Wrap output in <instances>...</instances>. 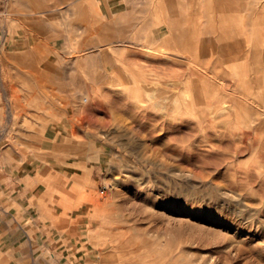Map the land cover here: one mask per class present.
Listing matches in <instances>:
<instances>
[{"label": "rangeland", "instance_id": "rangeland-1", "mask_svg": "<svg viewBox=\"0 0 264 264\" xmlns=\"http://www.w3.org/2000/svg\"><path fill=\"white\" fill-rule=\"evenodd\" d=\"M72 1L0 0V39L43 41L61 72V89L39 99L37 156L55 174L42 187L52 201L43 223L58 228L48 237L63 245L58 258L264 264V0H237L230 13L211 9L217 0H173L172 11L162 10L167 0L113 2V14ZM174 15L192 50L163 44ZM230 29L235 40L222 53L216 38Z\"/></svg>", "mask_w": 264, "mask_h": 264}, {"label": "crops", "instance_id": "crops-1", "mask_svg": "<svg viewBox=\"0 0 264 264\" xmlns=\"http://www.w3.org/2000/svg\"><path fill=\"white\" fill-rule=\"evenodd\" d=\"M130 1L146 0H73L69 3H104L113 14L116 12L113 2ZM55 3L63 6L66 0H31L28 5L19 0L16 8L47 7ZM45 42L51 46L48 52L53 53V41ZM44 44L27 36L0 39V99L4 101L0 102V264H66L58 258L60 254L65 257L63 245L48 238L58 235V228L49 230L43 223L49 221L44 205L52 201H47L42 187L46 180L52 182L55 174L45 169L42 159L37 157L42 151V143L38 142L42 139L39 99H45L41 93L61 89L54 81L55 74L61 72L54 69L52 55L46 57ZM27 141L34 148L27 149L24 143ZM23 219L31 228L23 227L20 223Z\"/></svg>", "mask_w": 264, "mask_h": 264}, {"label": "bare ground", "instance_id": "bare-ground-1", "mask_svg": "<svg viewBox=\"0 0 264 264\" xmlns=\"http://www.w3.org/2000/svg\"><path fill=\"white\" fill-rule=\"evenodd\" d=\"M215 4H214V7L213 6H209L211 9H213V8H215V6H217V8H219V10L220 11H222V9H223V11H228L229 13H230V11L231 10H233L232 9V7H235V5H237L238 4V1L237 0H217V1H213ZM175 3V2H174ZM167 4H168V6H167ZM167 4H165V3H163V4H161L162 5V10L164 9V10H166L167 8H171V4H173V0H167ZM243 4V3H242ZM243 6V5H242ZM242 6H240V7H242ZM238 7H236V9H237ZM244 8V7H243ZM239 9V8H238ZM151 10V9H150ZM171 10V9H170ZM178 10V9H177ZM241 10V9H240ZM244 10V9H243ZM172 11V10H171ZM242 11V10H241ZM240 11V12H241ZM217 12H218V10H217ZM239 12V13H240ZM178 13V12H177ZM219 13H221V12H219ZM222 13H224V12H222ZM242 14H243V11H242ZM179 15V14H178ZM176 15H174V16H171L170 18H169V25H168V29L170 30V31H173V34H171V36H169V37H167V38H165V39H163L164 41H163V44H171L172 46L171 47H168V49H181L180 47L182 46L183 48H182V51H183V49L184 48H186V49H188V50H192V49H190V47H189V44H190V37H189V34L191 35V33H190V31L189 30H187L186 29V27H181V26H178L177 25V23L174 21V17H175ZM180 16H182V15H180ZM184 16V15H183ZM243 16H244V14H243ZM245 16H246V14H245ZM177 19V18H176ZM243 19V18H242ZM251 19V18H250ZM185 20H189V18L187 17V18H185ZM218 21H219V19H218ZM243 21V20H242ZM219 23V22H218ZM217 23V24H218ZM245 23H243V25H244ZM176 28H178L179 29V31H177V29ZM232 28V27H231ZM224 29V28H223ZM175 30H176V33H175ZM232 31V32H231ZM233 29H230V30H228L227 32H225V31H223L222 33H218L219 35H217L218 36V38H216V35H215V38H216V41L217 42H221V52L222 53H225V51L226 50H228L229 48H231L232 46L231 45H233V43H230V42H233V40H235V35H234V33H233ZM219 32H220V30H219ZM239 32V31H238ZM259 33V32H258ZM259 35V34H258ZM247 36V35H246ZM255 36V35H254ZM248 37V36H247ZM241 38H244V37H241ZM240 38V39H241ZM264 39V38H263ZM191 41H192V37H191ZM241 42V41H240ZM240 42H238V44L240 43ZM236 44V43H235ZM237 44V45H238ZM248 44V43H247ZM260 44V43H259ZM165 45V46H166ZM220 45V44H219ZM239 47H241V45H238ZM167 47V46H166ZM235 47V46H234ZM251 47V46H250ZM264 47V46H263ZM145 48H147V47H145ZM219 48V47H218ZM242 48V47H241ZM152 49V48H151ZM154 49V48H153ZM152 49V50H153ZM163 49H164V47H163ZM167 49V50H168ZM251 49V48H250ZM253 49V48H252ZM149 50H150V48H149ZM159 51V50H158ZM170 51V50H169ZM174 51V50H173ZM253 51H255V52H253ZM253 53H254V56H255V59L260 55V53L258 52V51H256V49L254 50L253 49ZM164 52H165V50H164ZM172 52V51H171ZM179 52V51H178ZM233 52H236L237 54H245L244 52H241V50H240V48L237 50V48L235 47V50H233ZM151 53V52H150ZM153 53H154V50H153ZM166 53V52H165ZM250 53H251V50H250ZM165 55V54H164ZM172 56V55H171ZM187 56H188V54H187ZM262 57V56H261ZM260 56H259V58H261ZM147 58V57H146ZM168 58H172V57H168ZM189 58V57H188ZM158 59V58H157ZM190 59V58H189ZM193 59V58H192ZM263 59V58H262ZM159 60V59H158ZM162 60H163V58H162ZM167 60V59H166ZM251 60H253V59H251ZM258 60L259 59H257L256 61H255V65H257L259 62H258ZM156 61V60H155ZM154 61V62H155ZM194 61V60H193ZM248 61H249V59H248ZM158 62V61H157ZM195 62V61H194ZM256 62H258L257 64H256ZM152 61H151V68H152ZM150 64V63H149ZM157 64V63H156ZM245 64V63H244ZM136 65V67H138L137 66V64H135ZM192 65V64H191ZM196 65V64H195ZM249 65V64H248ZM162 67H163V63H162V65H161ZM166 66V65H165ZM164 66V67H165ZM250 66H252V64L250 63ZM260 66V65H259ZM133 67V66H132ZM135 67V66H134ZM198 67V66H197ZM247 67V66H246ZM249 67V66H248ZM247 67V68H248ZM256 67V66H255ZM140 68V67H139ZM141 69V68H140ZM146 69V68H145ZM156 70H157V67L155 68ZM172 69V68H171ZM142 70V69H141ZM150 70V69H149ZM159 70V69H158ZM151 71V70H150ZM149 71V72H150ZM154 71V70H153ZM152 71V72H153ZM149 72H148V74H149ZM151 73V72H150ZM156 73V72H155ZM146 74H147V72H146ZM152 74V73H151ZM157 74V73H156ZM174 75V73H171V75ZM155 75V74H154ZM158 75V74H157ZM157 75H155V76H157ZM168 75V74H167ZM170 75V74H169ZM177 75H175V77H176ZM158 77H160V76H158ZM163 78V77H162ZM164 78H167V76L166 77H164ZM164 82H166L165 80H163ZM162 81V82H163ZM159 82V81H158ZM171 82L172 81H170V84H171ZM175 83V82H174ZM173 83V84H174ZM177 83H178V81H177ZM176 83V84H177ZM160 84H163V83H160ZM169 84V83H168ZM180 84H177V86H179ZM158 85H156V87H157ZM161 85H159L158 87H160ZM168 86V85H167ZM167 86H165V87H167ZM175 87H176V85H174ZM164 87V86H163ZM157 89H159V88H156V92L158 91ZM177 89V88H176ZM160 90V89H159ZM166 90V89H165ZM155 91V90H154ZM170 91V90H169ZM178 91H179V89H178ZM119 92H121V91H119ZM160 92V91H159ZM171 92H172V90H171ZM153 93V92H152ZM124 93H123V91H122V94L121 95H123ZM127 93H125V95H126ZM149 94V93H148ZM155 94V93H154ZM164 94V93H163ZM96 96V95H95ZM128 96V95H127ZM153 97V96H152ZM151 97V98H152ZM192 97V96H191ZM128 98V97H127ZM129 98H130V96H129ZM141 98V97H140ZM82 99V98H81ZM176 99V98H175ZM89 100H90V98L89 97H87V96H84L83 97V99H82V101L83 102H87V104L89 103ZM122 100H124V98H122ZM131 100V99H130ZM137 100H138V98H137ZM136 100V101H137ZM142 100V99H141ZM148 100V99H147ZM145 101V99H143V101H141V102H144ZM174 101H176V100H174ZM127 102V101H126ZM173 102V101H172ZM131 103H133V102H131ZM135 103V102H134ZM175 103V102H174ZM79 104V103H78ZM129 104V103H128ZM135 104H137V102L135 103ZM130 105H132V104H130ZM129 105V106H130ZM157 105V104H156ZM170 105L171 104H169L168 106L170 107ZM166 106V105H165ZM172 106V105H171ZM139 107V106H138ZM173 107V106H172ZM163 109H165V108H163ZM169 109V108H168ZM172 109V108H171ZM215 111H217L218 110V107H216V109H214ZM214 111V112H215ZM224 111V110H223ZM225 111H227V110H225ZM212 113H213V111H211ZM211 113V114H212ZM206 114V113H205ZM210 114V113H209ZM220 115V114H219ZM213 116V115H212ZM218 116V115H217ZM178 117V116H177ZM84 120V119H83ZM209 120V119H208ZM207 120V121H208ZM82 121V120H81ZM81 121H80V123H81ZM206 121V122H207ZM153 131H151V133H152ZM31 240V239H30Z\"/></svg>", "mask_w": 264, "mask_h": 264}]
</instances>
